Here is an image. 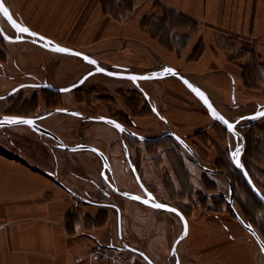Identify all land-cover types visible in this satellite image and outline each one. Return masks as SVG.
Returning <instances> with one entry per match:
<instances>
[{
	"label": "crops",
	"instance_id": "1",
	"mask_svg": "<svg viewBox=\"0 0 264 264\" xmlns=\"http://www.w3.org/2000/svg\"><path fill=\"white\" fill-rule=\"evenodd\" d=\"M153 1L198 24L200 30L195 40H203L205 49L202 60L191 63L178 58L164 51L156 40L145 33L140 27V20L150 7L148 3L142 4L140 14L138 12L133 18L117 21L103 15L97 21L96 0H4L17 19L58 43L82 42L86 39L78 33L97 36L98 31L104 34L98 40L123 42L121 48L128 46L129 42L147 46L150 41L156 43L152 48L158 62L167 63L189 76L210 95L224 114H229L227 107L239 105L238 89L242 79L240 68L231 67L229 63L232 50L226 43L232 37L239 38L241 42L253 43L264 51V0ZM82 14L87 16L83 18ZM99 24H102L100 27L103 31L98 30ZM0 27V34L6 38L10 39L7 35H15L13 38L16 39H10L9 42L32 44V47L38 44L17 34L15 30L9 34L7 26L1 23ZM66 28L72 29L67 31ZM59 29L64 30L70 38L56 37ZM195 40H190L189 48ZM68 46L88 52V49L79 45ZM189 51L185 52L186 56ZM224 70H227L226 74ZM28 74L38 78L34 73ZM172 77L175 80L169 83L175 91L169 89L165 80L155 82L156 79H147L150 82L138 84L151 102L154 115L152 121L141 120V125L136 122L137 132L151 139L160 137L167 129L187 139L189 134L201 129L212 132L217 121L181 80ZM186 91H190L187 93L191 96ZM66 93L70 94V91ZM52 128L68 144L81 142H69L72 133L62 124H54ZM33 131L27 125L0 128V264H107L90 256V244L111 247L142 264H176L177 259L179 264H250L246 250L241 249L242 245L239 249L232 243L238 245L241 229L232 225L233 232H236L230 235L228 226L227 230L224 225L222 229L221 224L215 225V220L220 223L221 212L217 211L204 213L207 215L204 222L192 221L183 212L189 222L188 234L178 242L177 256L173 255V247L183 231L181 218L172 211L153 207L143 200L128 198L107 188L110 184L106 180L113 179L122 190L145 194L134 168L129 164V157L127 159L121 153L122 148L120 150L117 146L115 149V145L111 146L107 140L86 141L108 155L112 172L107 176L96 152L58 147ZM190 146V154L198 159L187 154L191 162L207 173L227 176V181L206 180V185L204 181L201 184L203 189L197 188L203 192L206 189L209 191L207 194L205 192L206 198L217 195L221 189L219 187H226L228 195L231 184L228 175L224 171L213 173L206 170L204 166L212 169L215 166L204 164L193 149L194 146ZM129 151L132 159L136 160V149L130 146ZM146 158L143 152L137 170L153 199L178 206L169 198V195L175 197L174 189L166 190L158 175L159 170L143 165ZM74 174L83 177L84 187L75 185L73 178L71 182L68 180ZM91 181L97 188L109 190L110 195L98 194ZM210 183L211 186H208ZM65 185L91 199L114 202L121 209L120 219L115 208L86 201L70 192ZM206 201L208 203L209 199ZM226 235L232 241L227 244V248L224 247ZM257 256L264 262V256Z\"/></svg>",
	"mask_w": 264,
	"mask_h": 264
},
{
	"label": "rangeland",
	"instance_id": "2",
	"mask_svg": "<svg viewBox=\"0 0 264 264\" xmlns=\"http://www.w3.org/2000/svg\"><path fill=\"white\" fill-rule=\"evenodd\" d=\"M124 1L125 0H96L97 21H99L101 16V18H103V15L109 16L117 21H123L130 17L133 18V16L138 15V12L140 14L139 8L142 4L148 3L150 7L140 20V27L145 33L149 35L150 38L156 40L164 51L172 53L178 58L185 59L187 62L191 63H197L202 60L205 47L203 40H195L198 38L197 36L200 30L196 22L190 19L192 21L191 23L187 20L177 18L175 15L173 16L168 12L169 8L153 0H134L132 8L124 11L119 7H115V5L124 4ZM110 3L113 6V11L108 8V6H111L109 5ZM135 13L136 15H134ZM86 16L87 14H82L83 18ZM163 17L167 18L165 19L166 21L163 20ZM176 21L180 22L181 25H185H175ZM0 23L3 24L4 27L7 26L6 29L9 34L15 32L1 12ZM100 25L102 24L98 25V30L103 31ZM71 29L72 28H66L67 31ZM63 31L64 30L59 29L57 32L59 34H55L56 37L60 39L70 38L67 36V33ZM78 34L82 35V38L86 40L82 42H63L60 44L65 46L79 45L85 47L88 49V53L95 56L108 68L117 69L115 67L126 66L131 68L130 71L150 73L161 68V64L163 63L156 60L154 56L155 50L152 48L156 43L152 41L149 43L150 47L137 42H129L128 46H125L126 43L124 42L125 47L121 48L123 42H117L114 41V39L112 42L98 40L100 35L101 37L104 35L100 34L99 31L97 32V36H87L83 32ZM7 37L16 39L13 38L15 37L13 34L7 35ZM5 38L3 34H0V61L2 62V66L0 67V95H5L18 86L39 81H47V83L55 86L70 85L93 68V65L77 56L56 52L39 44H37L40 46L39 48L36 47L37 45L32 47V44L27 43L16 44V42H9L10 39ZM191 39H194L195 43L189 48V46H191L189 43ZM226 44L231 46L229 49L232 50V53H229L231 57L228 59L229 63H231V67L236 66L241 70L242 85H240L238 89L239 105L230 106V108L224 107L227 109V113H229L226 114L228 117L232 120H238L240 117L254 113L264 106V51L254 46L253 43L241 42L239 38L232 37L230 40H227ZM187 50H190V54L188 53L186 56L185 52ZM197 53L198 55L196 56ZM227 70L223 72L226 74ZM28 73H34L38 78H34ZM54 75H56V78ZM160 80L168 82L169 89L174 90L171 83H169L171 82L170 80H175L174 77L166 76V78H158L155 82H162ZM148 82L150 81L147 79L134 80L126 77H114L104 73H98L91 76L80 87L71 90L70 94L53 91L46 87L34 88L24 86L6 98H0V114L21 113L27 116L28 114H40L41 110L53 109L55 107L64 108V106H66L67 108L78 109L90 116L107 115L116 117L131 125L137 132L136 122L141 125V120H145L146 122L153 120L151 118L154 115L151 102L148 101L145 93L138 87V84ZM187 92L190 91H186V93ZM188 95L191 96L190 94ZM194 98L196 97L194 96ZM82 117L83 116L74 113L65 114L54 112L49 117H43L41 120L44 125L50 128H52L54 124H62L68 128L72 133L71 139H68L69 142H99L101 140H107L110 142L111 146L114 147L115 145V149L118 146L121 150L122 138L128 139V144L136 149L138 153L137 163L139 162L140 164L141 155L145 152L147 158L142 162L143 165L159 170L160 174L158 175H160L166 190L171 191L174 189L175 197L169 195V198L174 200L175 203L178 204V207L184 209L190 220L204 222L207 219V215H203L204 213L207 214L208 212L214 211L221 212L219 213L220 223L215 220L214 224H221V229L223 225L225 228L228 226L229 230L226 229L230 235L236 232H233L231 226H236L241 229L240 234H242L241 236L239 235L238 245L236 242L231 241L229 235H226L224 247L227 248L229 242L235 244L236 247L239 246V249L242 245L241 249L243 251L246 250L247 261H249L250 264H264L258 256L256 257L257 254L259 256H264V254L252 233L240 224L229 205L227 203H222V201H225V195L228 189L226 187H219L223 192H221L220 189L217 195H212L209 198H206L205 195V192L206 194L209 192L207 189L204 192L198 189H203V187H201L203 185L201 184L204 181V185H206V180L210 182H214L212 181L213 179H221L223 182L227 181L226 175L215 176L195 165L189 160L187 149L172 136L161 140L164 144L154 142L148 143V141L144 142L130 134L120 133L115 127L105 122L84 120ZM251 121L252 119L241 120L239 123L241 126L240 130L243 132L244 136L251 134L254 140H258L252 144L250 143V147L246 151L245 148L242 149L241 159L242 162L245 160L248 169L254 176L256 185L264 193V130L259 129V127H246ZM218 124L222 123L219 122ZM218 124H214L212 132L210 133L201 129L193 134H189V138H186V141L194 146L193 149L198 157L204 161V164L215 166L218 161H220V163L224 162L225 166L223 168H225L226 172L229 174L233 172L235 174L239 184L237 181H234L235 188L237 189L236 202L234 204L247 222H253V224H255L256 230L264 240V205H258L253 194L250 193L251 190L247 189L244 184L245 175L239 172L240 169L234 162V156L238 146L234 135L229 130L227 132L224 125L223 128L222 125ZM257 124H262V127H264V116L257 120ZM33 132L37 134L35 131ZM198 133L200 134L198 135ZM45 140H48L51 144L54 143V145L59 143L57 140L50 137H46ZM240 142L242 141L240 140ZM121 153H123V149ZM99 158L101 160L100 156ZM72 178L75 180V185L78 184L79 187L80 185L82 187L85 186L83 183L85 180H83L82 176L74 174V176L69 177L68 180L71 182L73 181ZM191 180L193 182H191ZM86 181L88 180L86 179ZM92 182L93 181H91L90 184L94 186L96 192H99L98 194L107 195L110 189L114 192L110 185H107L109 190H105V188H97V186L93 184L94 182ZM107 182L106 180V183ZM208 186H211V183ZM211 194L212 193H210V195ZM219 195L221 201L216 200ZM208 199L209 202L207 203L206 200ZM210 220H212V218ZM225 232L227 231L225 230ZM254 244L256 249H254ZM228 261L229 260L226 262Z\"/></svg>",
	"mask_w": 264,
	"mask_h": 264
},
{
	"label": "water",
	"instance_id": "3",
	"mask_svg": "<svg viewBox=\"0 0 264 264\" xmlns=\"http://www.w3.org/2000/svg\"><path fill=\"white\" fill-rule=\"evenodd\" d=\"M0 2H2L3 6L5 8L8 9V12L11 16V19H9L7 16H5L3 14V12H1L4 17L7 19L8 23L11 25V27L16 31L17 34L19 35H24L26 37H28V39L38 43L39 45L48 48L50 50L56 51V52H61V53H66V54H70V55H74L77 56L79 58H81L82 60L90 63L91 65H93V68L91 70H89L86 74H84L80 79H78L76 82L67 85V86H55L52 85L50 83L47 82H40V83H35V84H31L32 86H38V87H46L49 88L53 91H59V92H66V91H71L73 89H76L78 87H80L81 85H83L91 76L98 74V73H104L107 74L109 76H114V77H126V78H131L134 80H138V79H158V78H163L166 76H175L177 77L179 80H181V82L202 102V104L206 107V109L208 110L209 114L212 116V118L217 121L222 123L235 137L238 146L236 149V153L234 156V162L236 164V166L243 172V174L245 175L251 189L254 191V193L258 196V198L260 200H262L264 202V193L258 188V186L255 184L254 180L252 179V176L250 175L249 171L246 169V167L244 166L242 159H241V151L242 149L245 148L246 146V138L243 134V132L240 130V121L243 119H252V120H258L259 118L263 117L264 115H260V113H264V106L257 110L254 113L248 114L246 116H242L240 117L238 120H232L230 117H228L226 114H224L214 103L213 99L210 97V95L203 90L199 85H197L189 76H187L186 74H184L182 71H180L179 69L167 64V63H162L161 64V68L154 70V72H150V73H139V72H135V71H130L131 68H128L126 66H118L115 67L117 69H112V68H108L106 66H104L95 56H93L92 54L88 53V52H84L82 50H79L77 48H73L70 46H65L63 44H60L54 40H52L51 38L35 31L34 29H32L30 26H28L27 24L23 23L21 20L17 19L13 13L11 12L10 8L6 5V3L4 2V0H0ZM20 27H25L27 28L29 31L28 32H21L19 29ZM33 33H35V35H33ZM57 48H62V49H67L68 51H57ZM94 61V63H93ZM100 69H103V71H100ZM166 69H170L172 71H166ZM111 73V75L109 74ZM25 86V85H23ZM23 86H18L16 88H14L13 90H11L9 93L5 94V95H0V98H6L10 95H12L14 92H16L17 90H19L21 87ZM199 93V94H198ZM202 94V95H201ZM68 112V113H74V114H79L81 116H83L85 119L88 120H93V121H100V122H105L108 124L113 125L115 128H117L120 132L123 131H127L130 134H132L133 136L137 137V138H144L141 135L135 133L134 131L130 130L126 125H124L122 122H120L119 120L113 118V117H109V116H90L87 115L85 113H82L80 111L74 110V109H68V108H56L53 110H50L49 113L51 112ZM222 117V119H221ZM6 119H17L20 121H32V123H24V122H19V123H7ZM225 121L227 123H225ZM12 125H27L30 128H32V130H34L36 133H38L40 136H48V137H52L53 139L57 140L59 142L58 146L67 150H71V151H79V150H91L96 152L102 159V162L104 164V167L109 169L110 172L112 171V167L109 161L108 156L106 155V153L92 145L86 142H80L78 144H68L66 143L59 135H57L54 131H52L51 129L47 128L46 126H44L43 124H41L39 122V118L37 116H22V115H15V114H0V128L1 127H7V126H12ZM116 125H119V127H117ZM231 126V127H230ZM123 129V130H121ZM170 134H172L174 136V138L179 141L188 151L192 152V148L191 146L188 144V142L186 141L185 138L181 137L180 135H178L174 130H170ZM240 140L242 142H240ZM204 168L208 171H214L212 168H209L207 166H204ZM136 175L138 178L139 183L141 184V186L143 187L146 195H140L128 190H122L118 187V185L116 184V182L114 180H110L107 179L108 183L110 184V186L113 188V190L123 196H126L128 198H132V199H140L143 200L147 203H149L150 205H152L153 207H157L156 205H163L164 207H157V208H163L169 211H172L173 209H175V211H172L174 213H176L182 220L183 223V231L181 236L177 239L172 253L173 255L177 256V245L178 242L185 236H187L188 234V229H189V222H188V218L186 217V215L183 213V211L178 207L175 206L173 204L170 203H164V202H160L157 201L155 199H153L150 191L148 190V188L145 186V184L142 182L139 174L137 171ZM225 174L228 175V177L231 180V184H230V190H229V194L227 195V202L229 207L231 208V211L233 212L234 216L239 220V222L249 231L252 233V235L254 236V238L258 241V243L260 244V246L262 247V249L264 250V240L263 238L260 236V234L258 233V231L256 230V228L254 227L253 224L247 222L244 217L240 214V212L238 211V209L236 208L235 204H234V185L231 179V176L227 173V172H223ZM65 187L72 192L75 195H78L79 197L83 198L86 201L92 202L94 204H98V205H103V206H108V207H112L115 208L118 212V218L120 219L121 217V209L120 207L115 204L114 202H110V201H98V200H94L91 199L87 196H84L82 194H79L78 192H76L75 190H73L72 188H70L69 186L65 185ZM107 195H109L107 193ZM176 264H179L178 259Z\"/></svg>",
	"mask_w": 264,
	"mask_h": 264
},
{
	"label": "trees",
	"instance_id": "4",
	"mask_svg": "<svg viewBox=\"0 0 264 264\" xmlns=\"http://www.w3.org/2000/svg\"><path fill=\"white\" fill-rule=\"evenodd\" d=\"M133 4H134V0H125L124 1V4H119V5H115V7L117 8V7H119V8H121L122 9V11H124V10H126V9H131L132 8V6H133ZM109 5H111V3L109 4ZM112 5L111 6H108V8H110L112 11H113V9H112ZM115 10V9H114ZM121 11V12H122ZM168 12L169 13H171L173 16L175 15L177 18H181L182 20H187L188 22H191L192 23V21L189 19V18H187L186 16H184V15H182V14H179V13H177L176 11H174V10H172V9H168ZM121 14H123V13H121ZM164 18V17H163ZM162 18V19H163ZM165 19H167L166 17L163 19L164 21H166ZM174 19H176V18H174ZM175 25H178V26H183V25H185V24H183V25H181V23L180 22H175ZM198 55V53L196 54V56ZM54 93H56V92H54ZM19 115H24V116H26L25 114H19ZM29 115H32V114H28L27 116H29ZM122 121V120H121ZM123 123H125L126 125H129V124H127L126 122H124V121H122ZM219 123V122H218ZM217 122L215 123V124H218ZM218 125H222V127L224 128V126H223V124H218ZM129 126H131V125H129ZM263 125L262 124H257V120H252L251 122H249L248 123V125L246 126V127H248V128H252V127H254V128H256V127H259V129H261V130H264V127H262ZM225 130L228 132V129L225 127ZM203 131H205V129L203 130ZM200 133H198V135H199ZM166 137H162L161 139H157V140H151V141H154V143H161V140H163V139H165ZM245 138H246V147H245V151L247 150V149H249V147H250V143L252 144L253 142H255V141H257L258 139H257V137H256V139L257 140H254V138H253V136H251V134H248L247 136H245ZM150 141H148V143H149ZM158 145H160V144H158ZM243 164H244V166L246 167V169L249 171V173H250V175L252 176V179L254 180V176L252 175V173H251V171L248 169V166H247V164H246V162H245V160H244V162H243ZM218 165H220V166H222V167H220V166H218ZM218 169H221V170H224V171H226L225 170V168H223L225 165H224V162H222V163H220V161H218L217 163H216V165H215ZM239 172L240 173H242L243 174V172L241 171V170H239ZM231 176H232V179H233V181H237L238 180V178L235 176V174L232 172V174H230ZM244 175V174H243ZM236 177V178H235ZM245 182H244V184L246 185V187H247V189H250L251 190V194H253V197L255 198V200L258 202V205H260L261 206V204L262 205H264V202L262 201V200H260L259 198H258V196L254 193V191L251 189V187H250V185H249V183H248V181H247V179L245 178V180H244ZM239 181H237V183H238ZM255 182V181H254ZM239 184V183H238ZM255 184H256V182H255ZM192 189V188H191ZM236 188H235V190H234V195H235V199H236ZM216 200H219V201H221V198H220V195L216 198ZM222 203H224V204H226L227 203V201H226V198H225V201H222ZM180 209L186 214V212L184 211V209L183 208H181L180 207ZM187 215V214H186ZM252 224H253V222H251ZM254 225V227H256L255 226V224H253Z\"/></svg>",
	"mask_w": 264,
	"mask_h": 264
},
{
	"label": "flooded vegetation",
	"instance_id": "5",
	"mask_svg": "<svg viewBox=\"0 0 264 264\" xmlns=\"http://www.w3.org/2000/svg\"><path fill=\"white\" fill-rule=\"evenodd\" d=\"M2 30V28L0 27V31ZM41 81H39V82H36V83H40ZM47 82V81H46ZM33 84H35V83H27V84H24L25 86H28V87H34V88H37L38 86H32ZM18 91V90H17ZM15 93V92H14ZM56 108H62V107H55V108H53V109H56ZM52 108H50V109H47V110H41V112H40V114H37V113H35L34 115H30V116H37L38 118H39V122L41 123V124H43L42 123V118L44 117V118H47V117H49L53 112H51V113H49V111L50 110H53ZM74 110H76V109H74ZM77 111H80V110H77ZM80 112H82V111H80ZM82 113H84V112H82ZM5 114H11V113H5ZM15 115H19V114H15ZM76 115H79V114H77L76 113ZM22 116H24V115H22ZM81 116V115H80ZM101 116H107V115H101ZM109 117H113V116H109ZM84 120H88V119H85L84 117H82ZM113 118H115V119H117L116 117H113ZM117 120H119L120 122H122L120 119H117ZM91 121V120H90ZM93 121V120H92ZM95 122H97V121H95ZM98 122H100V121H98ZM123 123V122H122ZM108 124V123H107ZM124 125H126L125 123H123ZM44 125V124H43ZM109 125H111V124H109ZM44 126H46V125H44ZM111 126H113V125H111ZM130 130H132V131H134L135 133H137V134H139V135H141L142 137H144V138H139V139H141V140H143L144 142H147V141H151V140H157V139H161L162 137H167V136H172V137H174L172 134H170V130L169 129H167V130H165L164 132H163V134L160 136V137H158V138H147L146 136H144V135H142V134H140V133H138V132H136L134 129H133V127H131V126H129V125H126ZM47 128H49V129H51L50 127H48V126H46ZM114 127V126H113ZM32 129V128H31ZM115 129H117V128H115ZM52 130V129H51ZM118 130V129H117ZM53 131V130H52ZM119 131V130H118ZM120 132V131H119ZM120 133H127V134H130L129 132H127V131H123V132H120ZM130 135H132V134H130ZM133 136V135H132ZM42 137H48V136H45V135H43ZM135 137V136H134ZM50 138H52V137H50ZM137 138V137H136ZM186 139V138H185ZM82 142H86V141H82ZM87 143V142H86ZM58 144L59 143H57L56 145L58 146ZM189 144V143H188ZM129 148H130V145L128 144V139H126V138H122V149H123V153H124V157H127V159H128V157H129V164H131V166L134 168V170L135 171H137L138 172V163H137V159L136 160H133L132 159V155H131V153H130V151H129ZM188 151V150H187ZM186 151V152H187ZM94 152V151H93ZM187 154L189 155V156H191L190 155V151H188L187 152ZM107 155V154H106ZM108 156V155H107ZM193 156V155H192ZM109 158V157H108ZM194 158H195V156H194ZM197 161H198V159L197 158H195ZM102 160V159H101ZM109 161H110V159H109ZM102 164H103V162H102ZM110 164H111V161H110ZM103 167H104V164H103ZM111 167H112V164H111ZM104 172H105V174L108 176V173H111L110 172V170L109 169H107V168H105L104 167ZM213 173H215V172H223L224 170H221V169H218V168H216V167H214L213 168ZM224 172H226V171H224ZM228 173V172H227ZM139 174V173H138ZM229 174V173H228ZM230 175V174H229ZM231 176V175H230ZM141 178V177H140ZM231 179H232V177H231ZM110 180H113V179H110ZM142 180V179H141ZM143 182V181H142ZM232 182H233V185H234V181H233V179H232ZM144 183V182H143ZM146 186V185H145ZM113 189V188H112ZM230 190V189H229ZM234 190H235V185H234ZM115 192V191H114ZM145 192V191H144ZM117 193V192H116ZM109 195H110V192L108 193ZM229 194V193H228ZM146 195V193L143 195V196H145ZM227 197V195L225 196V198ZM226 201H227V198H226ZM236 202V199H235V195H234V203ZM228 203V202H227ZM231 209V208H230Z\"/></svg>",
	"mask_w": 264,
	"mask_h": 264
},
{
	"label": "built area",
	"instance_id": "6",
	"mask_svg": "<svg viewBox=\"0 0 264 264\" xmlns=\"http://www.w3.org/2000/svg\"><path fill=\"white\" fill-rule=\"evenodd\" d=\"M90 256L105 261L107 264H142L128 255L102 244H90Z\"/></svg>",
	"mask_w": 264,
	"mask_h": 264
},
{
	"label": "snow or ice",
	"instance_id": "7",
	"mask_svg": "<svg viewBox=\"0 0 264 264\" xmlns=\"http://www.w3.org/2000/svg\"><path fill=\"white\" fill-rule=\"evenodd\" d=\"M0 12H3V14L5 15V16H7L9 19H11V16H10V14H9V12H8V9L7 8H5L4 6H3V4H2V2H0ZM21 32H28L29 30L27 29V28H25V27H20V29H19ZM33 35H35V33H33ZM57 51H68L67 49H62V48H57ZM93 63H94V61H93ZM100 71H103V69H100ZM166 71H172V70H170V69H166ZM110 75H111V73H109ZM199 94V93H198ZM202 95V94H201ZM260 115H264V113H260ZM221 119H222V117H221ZM6 122L7 123H19V122H24V123H32V121H20V120H17V119H6ZM225 123H227L226 121H225ZM117 127H119V125H116ZM231 127V126H230ZM121 130H123V129H121ZM157 207H164L163 205H156ZM172 211H175V209H173Z\"/></svg>",
	"mask_w": 264,
	"mask_h": 264
},
{
	"label": "bare ground",
	"instance_id": "8",
	"mask_svg": "<svg viewBox=\"0 0 264 264\" xmlns=\"http://www.w3.org/2000/svg\"><path fill=\"white\" fill-rule=\"evenodd\" d=\"M225 110V109H224Z\"/></svg>",
	"mask_w": 264,
	"mask_h": 264
}]
</instances>
